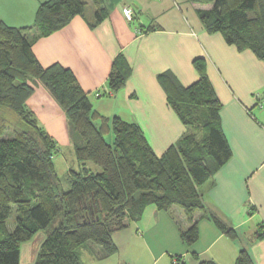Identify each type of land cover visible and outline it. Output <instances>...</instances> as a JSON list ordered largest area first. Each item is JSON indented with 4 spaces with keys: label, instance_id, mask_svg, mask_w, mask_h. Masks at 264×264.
I'll return each mask as SVG.
<instances>
[{
    "label": "trees",
    "instance_id": "trees-1",
    "mask_svg": "<svg viewBox=\"0 0 264 264\" xmlns=\"http://www.w3.org/2000/svg\"><path fill=\"white\" fill-rule=\"evenodd\" d=\"M91 1L100 22L106 16L103 0ZM189 1L212 3L211 9L198 10L205 28L220 32L228 43L239 50L250 49L264 61V0ZM86 7L85 0H45L33 26L16 27L0 20V107L12 111L16 125L13 137H5L0 126V264H20L23 243L43 231L35 264H82L80 250L88 242L102 247L104 255L114 254L119 249L114 232L139 221L150 205L160 210L180 205L190 224L181 238L192 247L200 235L196 215L208 213L199 188L232 157L222 128V103L203 57L194 59L199 78L189 86L170 72L159 75L169 103L186 127L179 141L161 155L138 123L119 116L109 119L95 111L71 69L40 63L34 40L85 15ZM32 27L37 33L29 38L27 30ZM130 74V65L119 54L109 75L111 91H120ZM33 81H40L67 114L79 165L68 173V189L54 160L58 146L27 104ZM111 130L110 143L106 134ZM13 205L16 225L9 230ZM208 217L227 236L238 237L216 216ZM55 220L58 223L49 229ZM263 236L264 232L258 233ZM175 259L176 264H184L183 258ZM198 264L218 263L201 260ZM236 264H254L247 249L240 251Z\"/></svg>",
    "mask_w": 264,
    "mask_h": 264
},
{
    "label": "crops",
    "instance_id": "crops-1",
    "mask_svg": "<svg viewBox=\"0 0 264 264\" xmlns=\"http://www.w3.org/2000/svg\"><path fill=\"white\" fill-rule=\"evenodd\" d=\"M43 1L0 0V20L16 27L33 26ZM198 4L202 3L103 0L106 16L100 22L95 19L96 7L88 15L86 7L85 15L75 16L60 30L33 42V51L43 66L60 63L71 69L95 111L109 119L119 116L138 123L159 155L186 131L159 75L170 72L183 86H189L199 78L194 59L205 58L222 103V128L232 148L229 161L199 188L208 213L196 215L200 235L194 246L183 242L181 232L190 224L179 227L170 214L173 206L160 210L150 205L136 221V232L128 228L114 232L119 247L116 253L104 255L102 247L88 242L80 250L82 264H176L175 257L183 258L184 264L201 260L236 264L242 249L249 251L254 264H264V236L258 237L264 232V61L252 50H239L228 43L220 32L208 31L198 10L211 8ZM124 6L133 8V20L124 16ZM171 11L175 12L173 16ZM27 33L34 38L37 30L32 27ZM119 54L126 58L131 74L126 85L113 92L109 75ZM32 85L34 92L27 104L55 140L58 151L71 153L72 159L65 157L68 176L71 168L78 169L79 165L67 114L40 81ZM208 214L235 229L238 237L227 236ZM160 227L177 231V244L172 249H160ZM44 238L41 232L23 243L20 264H35Z\"/></svg>",
    "mask_w": 264,
    "mask_h": 264
},
{
    "label": "rangeland",
    "instance_id": "rangeland-1",
    "mask_svg": "<svg viewBox=\"0 0 264 264\" xmlns=\"http://www.w3.org/2000/svg\"><path fill=\"white\" fill-rule=\"evenodd\" d=\"M85 1H90L91 2V0H85ZM87 4L88 5H87L86 14L88 15L89 14V10L91 8H93V7L95 8V5H93V3H87ZM7 5L8 4H5L6 11H8V9H9V7ZM199 6L201 8H212L213 4H201V5L198 4V7ZM174 14H175L174 11L170 12V16H173ZM137 21L138 20H136L135 23H137ZM31 35H32V33L30 34V36ZM14 122H15V120L13 118L12 111H10V109L0 107V126H3V128H4L3 129V133H4L5 137H13V136H15V131L14 130H15V126L16 125L14 124ZM106 139L110 143L113 142V132H112V130L109 133L106 134ZM68 150H70V149H68ZM65 157L66 158H70V159L73 158L69 151H66V152L63 153V151H61L59 149V151H57V153L55 154L54 160H55L57 172H58L59 176L62 179L63 185H64V187L66 189H68L70 187V183H69V180H68V176L66 175L68 162L65 161ZM92 166H94V165H92ZM171 210L172 211H171L170 214L174 218L177 219L178 223L180 224L179 227H185L184 225H185L186 222H188V218H187L183 208L180 205H174ZM181 217L184 218V219H181ZM57 223H58V220L53 221V223L50 225L49 229L51 227H53L55 224H57ZM15 225H16V206L13 205L12 206V213H11L9 219L7 220V226H8V228L10 230H13L15 228ZM127 228L132 230V231H134V232H136L137 223L136 222H131L130 225ZM184 229H186V227ZM158 232H159L158 233V239L162 241V242H159L160 249H172L173 248V244H177V231L175 229H174V231L171 232V230H169V229L166 230L165 228L160 227L158 229ZM43 234H46L45 231H43ZM128 250H130L129 247H128ZM190 257L193 259V255L192 254H190ZM187 264H192V263L190 262V263H187Z\"/></svg>",
    "mask_w": 264,
    "mask_h": 264
},
{
    "label": "built area",
    "instance_id": "built-area-1",
    "mask_svg": "<svg viewBox=\"0 0 264 264\" xmlns=\"http://www.w3.org/2000/svg\"><path fill=\"white\" fill-rule=\"evenodd\" d=\"M123 14L128 20H133L134 19V11L131 6H124L123 7ZM177 261V259H175Z\"/></svg>",
    "mask_w": 264,
    "mask_h": 264
}]
</instances>
